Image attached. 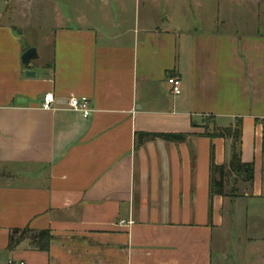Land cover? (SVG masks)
<instances>
[{
    "label": "crops",
    "instance_id": "obj_1",
    "mask_svg": "<svg viewBox=\"0 0 264 264\" xmlns=\"http://www.w3.org/2000/svg\"><path fill=\"white\" fill-rule=\"evenodd\" d=\"M29 4L0 0V264H215L233 201L264 199V0H87L76 19ZM239 121L237 145L212 136ZM235 147L251 192L212 196V162ZM25 229L48 250L29 234L10 250Z\"/></svg>",
    "mask_w": 264,
    "mask_h": 264
},
{
    "label": "rangeland",
    "instance_id": "obj_2",
    "mask_svg": "<svg viewBox=\"0 0 264 264\" xmlns=\"http://www.w3.org/2000/svg\"><path fill=\"white\" fill-rule=\"evenodd\" d=\"M26 1L30 3L26 5V12L30 14L33 11L34 14L38 7L36 0ZM53 3V6H47L52 9L59 7L61 14L68 19L87 18V0H53ZM27 6L30 11H27ZM250 192L243 178L232 176L228 179V199L241 198ZM229 212L213 244L215 264H264V199L233 201Z\"/></svg>",
    "mask_w": 264,
    "mask_h": 264
},
{
    "label": "trees",
    "instance_id": "obj_3",
    "mask_svg": "<svg viewBox=\"0 0 264 264\" xmlns=\"http://www.w3.org/2000/svg\"><path fill=\"white\" fill-rule=\"evenodd\" d=\"M219 138H233L235 145H237L241 138V122L237 123L236 129L220 130L212 135ZM139 140H163L166 142L179 143L185 140L183 135L178 134H139ZM255 169L251 164L243 163L239 151L234 148L231 161L228 165L218 166L214 162L211 165V195L226 197L227 181L232 176L243 178L245 184H252L254 181ZM32 235L29 240L33 245L37 246L41 251H47L48 245L51 241L49 232H39L30 234L29 229L15 230L12 232L9 241V249L12 250L20 243L27 235Z\"/></svg>",
    "mask_w": 264,
    "mask_h": 264
},
{
    "label": "built area",
    "instance_id": "obj_4",
    "mask_svg": "<svg viewBox=\"0 0 264 264\" xmlns=\"http://www.w3.org/2000/svg\"><path fill=\"white\" fill-rule=\"evenodd\" d=\"M168 84L172 89L174 96H180L182 93V82L178 78L170 77L167 79ZM55 96L53 93H48L43 96L41 101V108L43 110L51 111L55 109ZM67 110L79 113L84 119H88L93 110L90 107V101L87 98L72 97L67 102ZM121 226L126 225V222H121ZM9 264H14L12 261Z\"/></svg>",
    "mask_w": 264,
    "mask_h": 264
},
{
    "label": "water",
    "instance_id": "obj_5",
    "mask_svg": "<svg viewBox=\"0 0 264 264\" xmlns=\"http://www.w3.org/2000/svg\"><path fill=\"white\" fill-rule=\"evenodd\" d=\"M37 59H38V55H37V50L35 48L29 49L22 56L21 62H22V65L27 69L26 74H25L27 77L35 76V73L31 72L29 68H30L32 61L37 60Z\"/></svg>",
    "mask_w": 264,
    "mask_h": 264
}]
</instances>
